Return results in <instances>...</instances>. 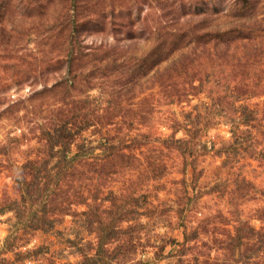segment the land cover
Listing matches in <instances>:
<instances>
[{
    "label": "rangeland",
    "instance_id": "1",
    "mask_svg": "<svg viewBox=\"0 0 264 264\" xmlns=\"http://www.w3.org/2000/svg\"><path fill=\"white\" fill-rule=\"evenodd\" d=\"M0 264H264V0H0Z\"/></svg>",
    "mask_w": 264,
    "mask_h": 264
}]
</instances>
